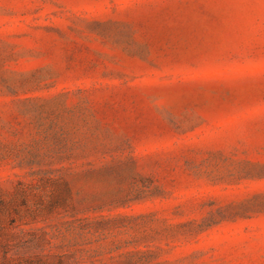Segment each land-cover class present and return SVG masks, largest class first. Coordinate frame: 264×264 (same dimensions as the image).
I'll use <instances>...</instances> for the list:
<instances>
[{
	"label": "rangeland",
	"instance_id": "rangeland-1",
	"mask_svg": "<svg viewBox=\"0 0 264 264\" xmlns=\"http://www.w3.org/2000/svg\"><path fill=\"white\" fill-rule=\"evenodd\" d=\"M0 264H264V0H0Z\"/></svg>",
	"mask_w": 264,
	"mask_h": 264
}]
</instances>
